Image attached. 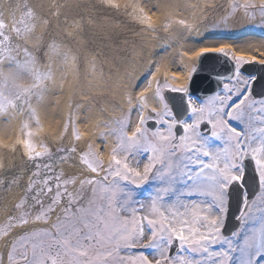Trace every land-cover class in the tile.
I'll return each mask as SVG.
<instances>
[{
  "label": "snow or ice",
  "instance_id": "obj_1",
  "mask_svg": "<svg viewBox=\"0 0 264 264\" xmlns=\"http://www.w3.org/2000/svg\"><path fill=\"white\" fill-rule=\"evenodd\" d=\"M2 2L10 18L0 7V114L27 108L36 118L32 98L50 73L35 68L20 42L38 12L28 0ZM250 7L264 16V3L244 5L246 15ZM205 53L228 62L223 71L206 69L215 82L210 93L193 95L195 68L187 85H165L182 93L175 109L160 81L145 88L116 120L106 164L91 143L37 151L31 139L19 141L23 171L0 172V189L22 193L0 224V264H264V58L218 47L201 49L197 59ZM254 63L260 67L249 70ZM24 75L32 82L17 84ZM233 202L236 224L226 231Z\"/></svg>",
  "mask_w": 264,
  "mask_h": 264
},
{
  "label": "bare ground",
  "instance_id": "obj_2",
  "mask_svg": "<svg viewBox=\"0 0 264 264\" xmlns=\"http://www.w3.org/2000/svg\"><path fill=\"white\" fill-rule=\"evenodd\" d=\"M28 2L37 9L38 18L23 44L32 46L28 49L37 56L35 68L50 73V79L43 94L33 99L36 118L27 113L16 123L0 116V169L4 171H23L25 150L19 141L24 139H31L37 151L44 145L55 148L61 141L87 150L91 141L108 161L116 120L133 107L135 97L149 86L155 89L157 81L175 88L187 85L196 64L197 69L206 64L207 56H201V61L196 56L203 48L224 47L246 58H264V17L244 27L234 19L226 30L210 32L212 26L223 27L221 15L229 0H114L115 6L106 0H53L50 11L47 0ZM0 7L4 8L2 3ZM3 72L7 74L8 68ZM31 82L30 75L16 81ZM130 95L133 104L128 102ZM72 109L79 141L67 122ZM136 120L133 113L129 132ZM25 123L28 129L23 128ZM29 131L31 137L26 135ZM102 134L104 140L99 139Z\"/></svg>",
  "mask_w": 264,
  "mask_h": 264
},
{
  "label": "rangeland",
  "instance_id": "obj_3",
  "mask_svg": "<svg viewBox=\"0 0 264 264\" xmlns=\"http://www.w3.org/2000/svg\"><path fill=\"white\" fill-rule=\"evenodd\" d=\"M50 2L53 3V0H49V1H48L49 6L45 4V6L48 7L49 11L51 10V4H50ZM17 17H19V15H18ZM46 52H48V50L45 51L43 54L45 55ZM53 53H54V51H53ZM34 57L37 59V56L34 55ZM32 58H33V57H32ZM43 59H49V60H51L50 58H48V57H46V56H44ZM138 159H141V158L138 157ZM142 162H143V160H142Z\"/></svg>",
  "mask_w": 264,
  "mask_h": 264
}]
</instances>
